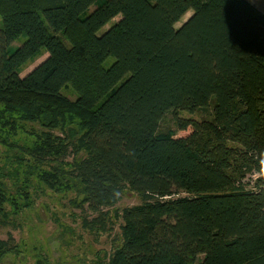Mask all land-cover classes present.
Listing matches in <instances>:
<instances>
[{
  "label": "trees",
  "instance_id": "trees-1",
  "mask_svg": "<svg viewBox=\"0 0 264 264\" xmlns=\"http://www.w3.org/2000/svg\"><path fill=\"white\" fill-rule=\"evenodd\" d=\"M168 113L175 130L160 129ZM0 143L23 168L14 196L0 177V225L31 178L75 191L95 214L83 227L119 222L110 252L68 264H264V13L247 0H0ZM126 191L140 202L119 209Z\"/></svg>",
  "mask_w": 264,
  "mask_h": 264
},
{
  "label": "rangeland",
  "instance_id": "rangeland-1",
  "mask_svg": "<svg viewBox=\"0 0 264 264\" xmlns=\"http://www.w3.org/2000/svg\"><path fill=\"white\" fill-rule=\"evenodd\" d=\"M187 12L183 18L175 24L178 27L188 16ZM117 16L112 21H116ZM112 21L105 24L100 32L105 31ZM25 40V36H19L9 46L8 51H13ZM42 52L31 61L27 62L19 70V75L24 76L46 57ZM70 99L76 97L72 88L62 89ZM180 117L202 120L211 116V107L207 106L205 110H198L193 113L180 112ZM27 128L40 129L38 124H26ZM175 130L174 116L168 113L160 123V129ZM57 132V131H55ZM181 133V132H180ZM18 133L17 141L19 144L28 141L27 136ZM182 134H184L182 132ZM17 149L9 145L0 143V176L7 186V192L14 196L17 188V180L10 176L16 170L22 172L17 164ZM257 173H247L243 182L247 187H251ZM27 180V179H26ZM23 180L21 181L22 184ZM19 184V183H18ZM29 202H24L25 197ZM79 196L75 191L67 193H55L48 190L34 178L30 179L27 192L23 198H18V212L12 214V206L5 205V210L10 212L5 225H0V239H6L10 234L12 236V245L14 250L4 255L0 264H68L79 262H91L98 255L104 256L110 252L113 247V240L119 239V222H116L108 231L100 232L83 227V216L88 219L95 216L93 213H84L75 202H78ZM140 202V198L135 193L129 191L121 194L120 200L116 206L120 209ZM110 226V224H109Z\"/></svg>",
  "mask_w": 264,
  "mask_h": 264
},
{
  "label": "crops",
  "instance_id": "crops-1",
  "mask_svg": "<svg viewBox=\"0 0 264 264\" xmlns=\"http://www.w3.org/2000/svg\"><path fill=\"white\" fill-rule=\"evenodd\" d=\"M253 6H255L258 10L264 13V0H247Z\"/></svg>",
  "mask_w": 264,
  "mask_h": 264
}]
</instances>
